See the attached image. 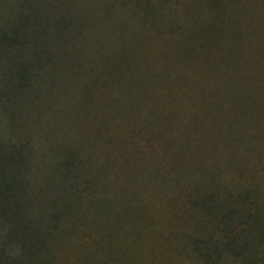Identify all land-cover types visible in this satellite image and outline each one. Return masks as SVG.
<instances>
[{
  "label": "rangeland",
  "instance_id": "obj_1",
  "mask_svg": "<svg viewBox=\"0 0 264 264\" xmlns=\"http://www.w3.org/2000/svg\"><path fill=\"white\" fill-rule=\"evenodd\" d=\"M43 2L0 0V264H264V0Z\"/></svg>",
  "mask_w": 264,
  "mask_h": 264
},
{
  "label": "trees",
  "instance_id": "obj_2",
  "mask_svg": "<svg viewBox=\"0 0 264 264\" xmlns=\"http://www.w3.org/2000/svg\"><path fill=\"white\" fill-rule=\"evenodd\" d=\"M41 1L43 2V0H39V19L40 17H43V15H45L44 17L48 16L47 11H50V8L45 4V2L41 3ZM46 1V0H44ZM35 12V11H34ZM32 17H36L37 14H33L31 12ZM48 19V18H45ZM23 29L25 28V25L22 24ZM55 27H53L51 25V23L49 22H45L42 23V21H39V40L43 39L44 44L39 45V78H40V70L41 68H44L48 65L53 66L55 64V60L53 59V55L51 58L47 57V54L45 55V51L47 50V45H50L51 47H55L57 49V38H59V35L53 31ZM33 37V36H32ZM35 37V34H34ZM1 40L3 41V43L8 47V48H12L15 45L19 44V42H17L15 40V36L13 35H7V34H2L1 36ZM27 42V41H26ZM49 42V43H48ZM24 45V44H23ZM20 46V45H18ZM25 53H26V48L24 47ZM38 50H35L33 48L32 52L33 53H37ZM44 60V61H43ZM29 59L25 58V56H21V62H20V70L19 69H15L14 73H15V77L17 78V84L19 87V91H28V89L30 87H27V85L24 83L25 79H28L30 77H25L26 74L29 73ZM35 65V64H34ZM82 66L77 65L76 69H81ZM53 70L51 67L48 69V72H50V74L53 75ZM64 72V71H63ZM34 81H37L36 79ZM37 84V82H35V85ZM30 86V85H29ZM43 90V88H41L40 82H39V92H41ZM50 90H46L45 93L49 92ZM9 166V165H8ZM4 167H2L1 169H3ZM9 177V172L7 170H5V172L3 174L0 175V197H4L5 193L6 197L12 192V188L10 187V183H11V178L9 179V182H6V179H8ZM2 204H0V217L2 216H6L7 214L5 213V211L3 210Z\"/></svg>",
  "mask_w": 264,
  "mask_h": 264
}]
</instances>
